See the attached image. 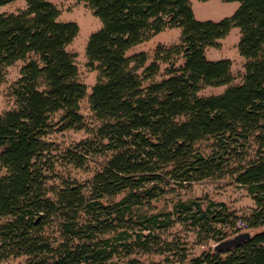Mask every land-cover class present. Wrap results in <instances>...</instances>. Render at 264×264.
I'll list each match as a JSON object with an SVG mask.
<instances>
[{
  "label": "trees",
  "instance_id": "16d2710c",
  "mask_svg": "<svg viewBox=\"0 0 264 264\" xmlns=\"http://www.w3.org/2000/svg\"><path fill=\"white\" fill-rule=\"evenodd\" d=\"M23 1L22 11L0 13V84L23 61L12 88L16 106L0 114V263L27 256L26 264H116L174 252L159 234L176 223L218 244L241 232L217 229L236 218L223 204L177 201L170 211H148L189 183L230 178L255 204L245 228L261 230L187 264H264V0H228L238 7L218 22L196 20L188 0H77L101 23L86 45L98 71L88 97L98 125L91 138L59 152L50 135L85 128L86 87L67 50L78 27L60 22L49 0ZM234 27L246 60L242 83L201 97L202 88L233 81L230 61H208L204 50ZM167 28H181L180 41L158 47L150 64L143 52L125 55ZM160 63L169 65L166 78L145 86ZM100 155L105 165L86 184L51 182L55 165L82 168Z\"/></svg>",
  "mask_w": 264,
  "mask_h": 264
},
{
  "label": "rangeland",
  "instance_id": "374dc122",
  "mask_svg": "<svg viewBox=\"0 0 264 264\" xmlns=\"http://www.w3.org/2000/svg\"><path fill=\"white\" fill-rule=\"evenodd\" d=\"M194 15L198 21L218 22L224 18L230 17L238 7V3L228 0H188ZM60 11L58 20L60 22H73L78 27V33L73 41L67 47L72 53L74 63L77 69V80L85 85L86 96L79 103V112L84 118L85 128L81 130H66L50 135L46 141L52 143L56 148L70 150L77 143L92 137L91 130L98 125L90 110L88 97L91 88L97 82L98 71L89 66L86 55V45L90 35L100 29V21L94 17L91 11L77 0H49ZM25 9V2L18 0L16 2L0 7V13H17ZM181 28H167L159 34L150 37L145 42L133 46L125 52V55L131 56L137 53H145L147 57L146 64H150L155 56L158 47L169 48L179 43L181 38ZM240 32L238 28H232L229 33L222 39L218 40L216 48H206L204 50L205 58L208 61L229 60L231 63L230 73L233 81L229 85L202 88L198 95L201 97L221 95L229 86H237L242 83L244 75V64L246 60L238 52V43ZM181 59L176 61V65ZM23 67V61H18L8 67L4 79L0 84V114L15 108L16 103L12 95V88L20 78V70ZM169 65L167 63L159 64V72L144 85L151 82H158L166 78ZM142 70L138 72L141 73ZM206 146V144H202ZM106 156L89 157L87 164L82 168H75L72 165L58 164L54 167L56 179L51 180L53 184H59L61 178L75 181L79 184H86L93 175L105 165ZM5 171L0 169V176ZM198 200L204 207L207 203L223 204V207L236 218H231L228 226H217V229L229 233L231 229H239L241 232H248L251 235L259 232L258 229L247 230L244 223L247 216L255 208V204L247 192V188L235 184L230 178L224 179H207L198 182L189 183L181 188H177L150 205L149 213L166 212L172 210L177 201H194ZM232 226V228H231ZM49 232L51 231L48 230ZM197 230L176 223L161 232L160 238L162 243L173 245L174 252L162 254H134L129 257H122L116 264H125L130 259H135L137 264H187L188 260L200 255L202 252L213 249L216 245L213 240H201ZM27 256L10 258L0 264H26Z\"/></svg>",
  "mask_w": 264,
  "mask_h": 264
},
{
  "label": "water",
  "instance_id": "95a60500",
  "mask_svg": "<svg viewBox=\"0 0 264 264\" xmlns=\"http://www.w3.org/2000/svg\"><path fill=\"white\" fill-rule=\"evenodd\" d=\"M249 238H250V233H248V232L239 233V234H237L231 238H228V239L216 244L214 247V251L218 252V253L228 251L234 247L240 246Z\"/></svg>",
  "mask_w": 264,
  "mask_h": 264
}]
</instances>
